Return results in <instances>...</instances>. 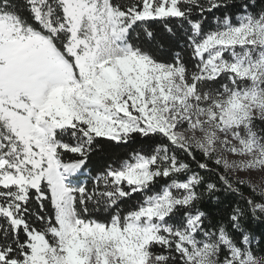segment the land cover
<instances>
[{
	"label": "snow or ice",
	"instance_id": "6c2138e0",
	"mask_svg": "<svg viewBox=\"0 0 264 264\" xmlns=\"http://www.w3.org/2000/svg\"><path fill=\"white\" fill-rule=\"evenodd\" d=\"M0 264H264V0H0Z\"/></svg>",
	"mask_w": 264,
	"mask_h": 264
}]
</instances>
